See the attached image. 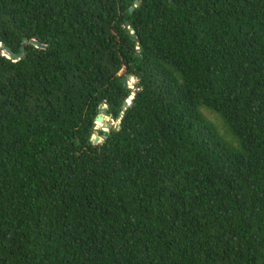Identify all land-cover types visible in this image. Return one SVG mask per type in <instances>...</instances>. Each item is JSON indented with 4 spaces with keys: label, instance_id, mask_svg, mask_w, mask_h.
<instances>
[{
    "label": "trees",
    "instance_id": "obj_1",
    "mask_svg": "<svg viewBox=\"0 0 264 264\" xmlns=\"http://www.w3.org/2000/svg\"><path fill=\"white\" fill-rule=\"evenodd\" d=\"M134 1L0 0V264H264V0Z\"/></svg>",
    "mask_w": 264,
    "mask_h": 264
},
{
    "label": "water",
    "instance_id": "obj_2",
    "mask_svg": "<svg viewBox=\"0 0 264 264\" xmlns=\"http://www.w3.org/2000/svg\"><path fill=\"white\" fill-rule=\"evenodd\" d=\"M139 5V2L137 0L134 1V5L129 9V12L131 13L133 11V9L135 7H137ZM125 27L128 29V31L131 33L132 37H136V35L133 33V30L129 27L128 22H125ZM30 44L32 45H36V47H44L41 46L37 43V41L35 40H31ZM0 47H2V54L3 56H5L6 58L11 59L12 61H18L20 59H22L24 57V47L21 46L20 50H19V54H15L13 53L7 46H2V44L0 43ZM130 78V76L126 75L125 79L123 81V85L124 87H128V88H133L131 85L128 86L127 84V80ZM131 97L126 100L123 103V108L125 109L126 107L130 106L131 104ZM106 119V123L104 125V127H102L101 129H96V127H94L93 129V135H95V137H91V142L93 145H98L100 144L102 141H104L109 134V130L112 128L114 130H117L120 128L121 122L120 120L118 121H114L110 115V113L108 112V105L106 103L104 104H100L97 108V115L94 119V125H96L97 123H102L104 120Z\"/></svg>",
    "mask_w": 264,
    "mask_h": 264
},
{
    "label": "rangeland",
    "instance_id": "obj_3",
    "mask_svg": "<svg viewBox=\"0 0 264 264\" xmlns=\"http://www.w3.org/2000/svg\"><path fill=\"white\" fill-rule=\"evenodd\" d=\"M127 84L128 86L131 85L134 89L135 85L137 84V79L134 77H130L127 80ZM202 113L204 114V116L210 121V123L217 129V131L219 132V134L222 136L223 140L228 143L230 145V138L226 135L224 128L222 126L221 121L216 117V115L208 110H205L204 108H202Z\"/></svg>",
    "mask_w": 264,
    "mask_h": 264
}]
</instances>
